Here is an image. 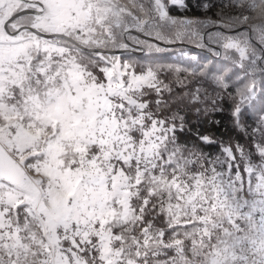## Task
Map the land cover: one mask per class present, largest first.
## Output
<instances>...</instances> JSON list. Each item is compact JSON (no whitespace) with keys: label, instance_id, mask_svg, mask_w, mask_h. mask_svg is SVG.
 I'll list each match as a JSON object with an SVG mask.
<instances>
[{"label":"snow or ice","instance_id":"obj_1","mask_svg":"<svg viewBox=\"0 0 264 264\" xmlns=\"http://www.w3.org/2000/svg\"><path fill=\"white\" fill-rule=\"evenodd\" d=\"M195 8L0 0V264H264V0Z\"/></svg>","mask_w":264,"mask_h":264},{"label":"trees","instance_id":"obj_2","mask_svg":"<svg viewBox=\"0 0 264 264\" xmlns=\"http://www.w3.org/2000/svg\"><path fill=\"white\" fill-rule=\"evenodd\" d=\"M191 4L192 11H197V9L195 8L196 0H191ZM180 12L181 10H179L177 7L175 14L179 15ZM162 47H165L167 51L160 53L159 55L163 58L162 62L169 64H182L184 61L188 60L189 57L185 56L184 53H189V56H201L206 54V50H202L195 44L188 41H185L183 43L177 42L174 44L162 45ZM213 119L217 121L222 120L227 123L228 113L227 111H224L222 113L212 114L209 117V120ZM206 127H210V125H206Z\"/></svg>","mask_w":264,"mask_h":264},{"label":"rangeland","instance_id":"obj_3","mask_svg":"<svg viewBox=\"0 0 264 264\" xmlns=\"http://www.w3.org/2000/svg\"><path fill=\"white\" fill-rule=\"evenodd\" d=\"M140 55V54H139Z\"/></svg>","mask_w":264,"mask_h":264}]
</instances>
